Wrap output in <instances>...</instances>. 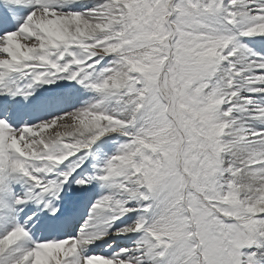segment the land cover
Masks as SVG:
<instances>
[{"label":"snow or ice","instance_id":"6c2138e0","mask_svg":"<svg viewBox=\"0 0 264 264\" xmlns=\"http://www.w3.org/2000/svg\"><path fill=\"white\" fill-rule=\"evenodd\" d=\"M76 4L0 0V95L58 80L94 93L49 120L0 116V222L58 199L93 146L118 133L96 173L74 179L110 191L77 235L33 240L12 222L0 264H264V54L247 40L264 38V0ZM111 235L131 243L87 250Z\"/></svg>","mask_w":264,"mask_h":264},{"label":"rangeland","instance_id":"374dc122","mask_svg":"<svg viewBox=\"0 0 264 264\" xmlns=\"http://www.w3.org/2000/svg\"><path fill=\"white\" fill-rule=\"evenodd\" d=\"M78 1V0H77ZM85 1V0H84ZM92 2L94 3L95 0H92ZM251 41V47L253 46V49L257 52V53H261L264 54V39H260V38H254ZM261 47V48H260ZM257 48V49H256ZM261 49V50H260ZM262 51V52H261ZM90 95V99H87L89 96L87 95L86 101L87 103L93 98V94H91V92L88 90V93ZM64 96L67 97V99L69 100L70 97V92L66 93ZM81 97V95H79ZM57 98V97H56ZM70 102V101H69ZM83 104V102H80V106ZM52 117H54L53 115L48 116V117H44L41 120H49ZM40 120V121H41ZM63 130V129H61ZM51 131V130H49ZM124 139L123 136H121L120 134L116 133V134H111L106 140L101 141L100 143L96 144V145H101V148H106V150L110 151L111 155L114 154L118 148L119 143ZM99 155V153H98ZM88 174H83L81 177H85ZM90 176V175H88ZM16 188V187H15ZM83 189H95L96 191V199H98L99 197L109 193L110 189L108 187H103L102 186V182L99 180H93L90 184L88 185H77L75 183V186L72 188L71 192L80 197L79 194ZM23 191V190H22ZM20 192V191H19ZM17 192V193H19ZM90 199L92 200V204L95 202L96 199H94L93 195H91ZM121 220H123L124 222L126 221L125 217H122ZM119 223H123V221ZM130 223V221H128ZM138 234H133V237H136ZM129 237H131L129 235ZM127 239H130V238ZM123 240H125V237L123 238ZM123 247H127V246H123ZM104 250V249H103Z\"/></svg>","mask_w":264,"mask_h":264},{"label":"bare ground","instance_id":"6f19581e","mask_svg":"<svg viewBox=\"0 0 264 264\" xmlns=\"http://www.w3.org/2000/svg\"><path fill=\"white\" fill-rule=\"evenodd\" d=\"M77 2H80V3H82V5H84V6H90L93 2H92V0H78ZM258 38V37H257ZM256 38V39H257ZM252 39H254V38H247V40H252ZM260 39H264V38H260ZM253 47V46H252ZM261 48V47H260ZM257 49V48H256ZM261 50V49H260ZM262 52V51H261ZM88 93V90L87 89H85L84 91H83V94L86 96V98H87V95L89 96L87 99H90V95L89 94H87ZM79 96V95H78ZM85 96L81 99V102H83V104L80 106H77V107H75L74 109H72V110H77V109H80V108H82L83 106H85L86 105V103H87V101H86V99H85ZM60 108H61V110H57V111H55L52 115L53 116H59V115H61L62 113H64V112H68V110L66 109V107L67 106H69L71 103L69 102V100L67 99V97L66 96H63V97H57L56 98V102H55ZM39 107H40V105H39ZM50 108L51 109H54L55 107L54 106H52V105H50ZM36 109H38V108H36ZM36 111L37 110H35V108H34V104H32L31 105V108H30V113L32 114V116H34V117H36V116H38L37 115V113H36ZM51 116V115H50ZM48 117V116H47ZM42 118H44V117H40V118H38V119H36L34 122H37V121H40ZM61 130V129H60ZM88 176V175H87ZM86 177V176H85ZM28 187V185H26V187L23 189V191L26 189ZM17 190V192H19L20 190H18V189H20V187L19 188H16ZM82 193L88 198V199H90V197H91V195H93V197H94V199H96V191H95V189H83L81 192H80V194H79V196L81 197L82 196ZM123 220H121V222H122ZM120 222V221H119ZM124 222V221H123Z\"/></svg>","mask_w":264,"mask_h":264}]
</instances>
